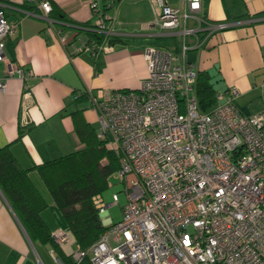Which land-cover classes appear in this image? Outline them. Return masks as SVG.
<instances>
[{
	"label": "built area",
	"instance_id": "2783aa9c",
	"mask_svg": "<svg viewBox=\"0 0 264 264\" xmlns=\"http://www.w3.org/2000/svg\"><path fill=\"white\" fill-rule=\"evenodd\" d=\"M26 1L52 23L51 0ZM153 1L155 17L149 26L177 36L180 50L147 46V78L136 91L88 96L99 123L96 138L118 158L112 177L124 185L125 204L120 221L113 223L107 210L119 203L118 195L112 194L108 204L100 195L92 198L106 231L87 251L76 248L72 262L88 257L91 264H264V110L242 115L235 106L238 91L230 87L215 95L212 110L201 112L186 38L195 36L197 48L215 27L201 17L202 0H182L178 9L165 0ZM89 8L96 23L85 30L113 37L100 1L89 0ZM4 9L1 5L0 62L5 61L4 40L19 24L8 22ZM190 23L195 26L188 28ZM79 40L78 52L111 50L85 35ZM60 42L69 40L60 36ZM30 76L8 63L0 79L2 92L8 79L22 81L23 127L29 125ZM260 93L264 101V82ZM51 237L58 246L68 242L62 231Z\"/></svg>",
	"mask_w": 264,
	"mask_h": 264
},
{
	"label": "crops",
	"instance_id": "0c3cea01",
	"mask_svg": "<svg viewBox=\"0 0 264 264\" xmlns=\"http://www.w3.org/2000/svg\"><path fill=\"white\" fill-rule=\"evenodd\" d=\"M99 1L109 18L106 25L117 42L108 52L91 53L78 52L83 34L75 37L79 25L96 23L89 0H52L75 24H63L61 28L34 10V3L0 0V6L5 5L6 20L19 21L15 32L4 40L5 61L0 62V79L8 63L31 73L27 80L31 94L28 126L20 124L22 81L17 77L8 79L5 91H0V149L8 147L17 166L27 171L28 179L45 201L41 218L50 233L62 231L68 241V228L62 224L63 219L35 167L83 148L71 115L81 112L84 122L91 126L97 116L88 102L89 95L104 96L139 88L147 78L145 47L173 53L180 50L177 36L149 26L155 17L153 0ZM165 1L177 9L183 4L182 0ZM201 17L215 30L205 38L199 35L203 39L197 48L195 36L186 38L190 47L187 62L195 73L209 75L216 94L235 87V106L242 115L264 110L260 93L264 82V0H202ZM194 26L190 23L188 28ZM60 36L70 43L62 44ZM65 244L60 246L62 250ZM50 251L48 246L32 244L0 191V264H56V255L51 256Z\"/></svg>",
	"mask_w": 264,
	"mask_h": 264
},
{
	"label": "trees",
	"instance_id": "16d2710c",
	"mask_svg": "<svg viewBox=\"0 0 264 264\" xmlns=\"http://www.w3.org/2000/svg\"><path fill=\"white\" fill-rule=\"evenodd\" d=\"M33 9L36 10V6ZM103 11L105 12L104 8ZM49 19L56 28H61L63 24L75 25L52 0ZM94 27L95 24L79 25L75 29V36L83 34L97 46L108 45L112 48L117 38H105L95 31L85 30ZM210 81L207 73H196L195 94L199 109L203 113L209 112L216 105V91ZM71 116L74 132L83 148L36 166L35 169L66 224L76 248L87 251L106 231L92 205V198L103 196L107 189L106 179L117 171L119 165L113 151L105 142L98 140L90 125L84 122L81 112H74ZM104 159L106 164L102 165L101 161ZM0 191L33 245L48 246L62 264H73L71 256L54 243L41 218L46 203L28 179L27 171L17 166L8 147L0 149ZM78 264L91 262L86 257Z\"/></svg>",
	"mask_w": 264,
	"mask_h": 264
},
{
	"label": "rangeland",
	"instance_id": "374dc122",
	"mask_svg": "<svg viewBox=\"0 0 264 264\" xmlns=\"http://www.w3.org/2000/svg\"><path fill=\"white\" fill-rule=\"evenodd\" d=\"M177 42L179 41L180 45H181V40L176 39ZM91 124V128L92 130L97 133V131H99V123L98 120L95 118L93 120ZM115 156V155H114ZM115 158L117 159V164H118V158L115 156ZM101 164L104 165L106 164V160H102ZM116 172V171H115ZM114 172V173H115ZM114 173H112L107 179H106V185L108 186V183L110 186L107 187L106 191L104 192L103 196V200L106 204L111 202V195L112 194H117L119 197V203L116 206H113L111 208H109L107 210V215L110 217L111 221L113 223H117L120 221L121 219V208L124 206L125 204V197L123 194V189H124V185L122 183H119V181H117L115 178L112 177V175H114ZM109 181V182H108ZM60 217V216H59ZM61 219V218H60ZM62 224L64 223L63 220H61ZM65 226V223L63 224ZM64 229H66L65 227H63ZM76 249V246L73 242V240L70 238L68 243H66L63 246V250L66 254H71L73 253V251Z\"/></svg>",
	"mask_w": 264,
	"mask_h": 264
},
{
	"label": "water",
	"instance_id": "95a60500",
	"mask_svg": "<svg viewBox=\"0 0 264 264\" xmlns=\"http://www.w3.org/2000/svg\"><path fill=\"white\" fill-rule=\"evenodd\" d=\"M57 261H59V259H57ZM60 262V261H59Z\"/></svg>",
	"mask_w": 264,
	"mask_h": 264
}]
</instances>
